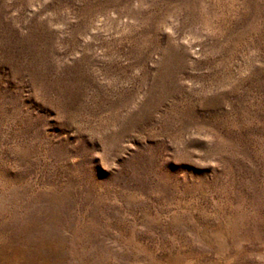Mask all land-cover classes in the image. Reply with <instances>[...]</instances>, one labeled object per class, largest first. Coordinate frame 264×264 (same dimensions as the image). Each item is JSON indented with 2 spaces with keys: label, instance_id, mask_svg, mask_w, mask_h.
Segmentation results:
<instances>
[{
  "label": "rangeland",
  "instance_id": "obj_1",
  "mask_svg": "<svg viewBox=\"0 0 264 264\" xmlns=\"http://www.w3.org/2000/svg\"><path fill=\"white\" fill-rule=\"evenodd\" d=\"M0 264H264V0H0Z\"/></svg>",
  "mask_w": 264,
  "mask_h": 264
}]
</instances>
